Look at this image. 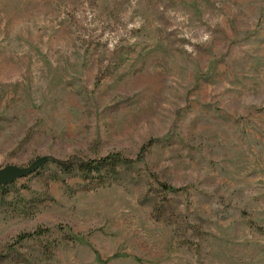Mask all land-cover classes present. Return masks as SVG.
Instances as JSON below:
<instances>
[{
  "label": "rangeland",
  "instance_id": "rangeland-1",
  "mask_svg": "<svg viewBox=\"0 0 264 264\" xmlns=\"http://www.w3.org/2000/svg\"><path fill=\"white\" fill-rule=\"evenodd\" d=\"M107 156L0 187V264H264V0H0V167Z\"/></svg>",
  "mask_w": 264,
  "mask_h": 264
},
{
  "label": "water",
  "instance_id": "water-1",
  "mask_svg": "<svg viewBox=\"0 0 264 264\" xmlns=\"http://www.w3.org/2000/svg\"><path fill=\"white\" fill-rule=\"evenodd\" d=\"M47 162L46 158H39L30 163L28 167L19 168L15 166L0 167V186H7L16 180L25 178L34 173L40 166Z\"/></svg>",
  "mask_w": 264,
  "mask_h": 264
},
{
  "label": "trees",
  "instance_id": "trees-1",
  "mask_svg": "<svg viewBox=\"0 0 264 264\" xmlns=\"http://www.w3.org/2000/svg\"><path fill=\"white\" fill-rule=\"evenodd\" d=\"M118 158L120 157L119 156H112V157L107 156V157H103V158L96 159V160H87V161L76 160L74 162H72V160L59 161V160L48 158L47 161L55 164L57 167L61 169H67L72 166H77L79 168H85L89 172H99L100 168L102 169L104 167H107L108 164H110L111 166L112 165L111 163L113 161H116V159ZM26 237H32V236L31 235L20 236V238H26Z\"/></svg>",
  "mask_w": 264,
  "mask_h": 264
}]
</instances>
